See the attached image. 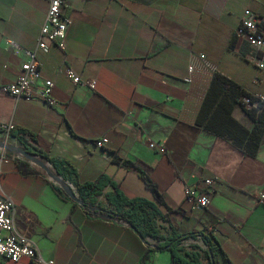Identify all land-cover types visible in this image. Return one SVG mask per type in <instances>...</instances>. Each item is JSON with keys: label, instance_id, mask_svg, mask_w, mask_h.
Here are the masks:
<instances>
[{"label": "crops", "instance_id": "0c3cea01", "mask_svg": "<svg viewBox=\"0 0 264 264\" xmlns=\"http://www.w3.org/2000/svg\"><path fill=\"white\" fill-rule=\"evenodd\" d=\"M48 6V0H0V87L21 74ZM247 9L264 18V0H65L71 19L66 48L50 44L38 53L39 82L54 80L58 105L0 91V151L8 144L48 162L45 154L66 162L72 173L61 177L68 183L105 174L127 197L155 201L135 165L162 196L168 216L157 219L162 233L213 229L222 248L219 264H264V125L256 157L196 125L215 72L248 96L264 91V70L239 33ZM65 64L95 80V89L74 84L62 71ZM233 115L254 128L240 105ZM105 137L108 142L97 147ZM149 138L164 143L166 152L150 148ZM29 164L34 174L20 172L16 161L5 164L2 186L15 203V231L28 234L45 258L56 264H172L170 251L149 250L130 225L87 214L58 194L54 184H61L45 169ZM206 178L214 179L211 186ZM187 187L197 194L214 189L209 205L190 202ZM113 190L108 185L100 201L107 204L105 194ZM203 245L200 235L181 243L184 251ZM0 264L30 263L0 256Z\"/></svg>", "mask_w": 264, "mask_h": 264}, {"label": "trees", "instance_id": "16d2710c", "mask_svg": "<svg viewBox=\"0 0 264 264\" xmlns=\"http://www.w3.org/2000/svg\"><path fill=\"white\" fill-rule=\"evenodd\" d=\"M248 95L230 77L221 72H215L198 113L196 125L212 135L227 140L245 154L256 157L263 135L264 106H260L261 110L259 112L257 109L247 108L243 97ZM237 105H240L250 119L255 122L253 129H248L234 117L233 112ZM13 135L17 134L13 133ZM41 155L50 162L59 175L67 178L68 174L72 173L65 161L50 158L45 154ZM16 164L20 172L25 174L35 173L30 168L28 161L18 160ZM133 167L138 172V176L145 187L155 193V201L143 196L127 197L121 191L119 185L103 174L96 180L84 183L75 181L73 183L80 198L84 201L83 208L86 213L91 215L101 211L103 215L127 221L142 238L146 239L149 250L170 251L172 264H203L202 255L197 250V246H193L192 250L187 251H184L181 246L184 239L188 237L195 238L200 235L206 245L205 254L210 264H213V261L214 264H219V255L222 253V248L220 240L214 234L213 229H209L207 232L181 234L176 228L172 227L168 234L162 233L157 219L160 217L168 221V216L160 208L163 201L158 186L145 172L135 165ZM110 184L113 185L114 190L105 194L108 201L105 204L100 201V196ZM54 188L63 199L74 202L64 188L55 184ZM148 238L155 240L156 243L151 245L147 240Z\"/></svg>", "mask_w": 264, "mask_h": 264}, {"label": "built area", "instance_id": "2783aa9c", "mask_svg": "<svg viewBox=\"0 0 264 264\" xmlns=\"http://www.w3.org/2000/svg\"><path fill=\"white\" fill-rule=\"evenodd\" d=\"M48 2L47 15L41 27L36 48L28 53V59L23 64L19 77L14 82L1 86L0 91L12 95L16 100L40 99L49 106L54 107L58 105V100L54 95L55 83L53 79H43L42 82H39L41 70L38 53L40 51L47 52L50 44H56L62 49L66 48L67 30L71 19L64 12L65 0H48ZM239 33L254 50L252 59L264 70V18L247 9L240 23ZM190 69L192 70L193 67H190ZM62 71L74 84L85 85L92 90L95 89V80L82 77L70 65L65 64ZM243 101L247 108L257 109L259 112L261 110L260 106H264V91L258 92L254 96L243 97ZM6 128L10 131L12 126ZM107 142L108 138L105 137L98 140L96 145L101 148ZM148 144L154 150L162 153L166 152V147L162 142L149 138ZM18 160L30 162L20 153L10 152L5 148L0 151V256L8 262L28 260L30 264H56L54 259L45 258L42 255L37 244L28 234L15 231V203L3 190L2 175L5 164ZM213 182V178H206L203 183L211 186ZM213 191L214 189L205 190L197 194L191 187H187L185 194L190 202L206 207L210 203ZM120 222L129 225L123 219ZM202 263H204L203 260Z\"/></svg>", "mask_w": 264, "mask_h": 264}, {"label": "water", "instance_id": "95a60500", "mask_svg": "<svg viewBox=\"0 0 264 264\" xmlns=\"http://www.w3.org/2000/svg\"><path fill=\"white\" fill-rule=\"evenodd\" d=\"M1 146L10 152L20 153V154L24 155L27 159H29L31 162L40 165L43 169H45L47 171V173L52 177V179L54 181H56V183L61 184L60 187L64 188V190L70 195V197L72 198L73 201H75L78 204L83 206L84 201L80 198V196H79L78 192L76 191V189L74 188V186L71 183L66 182V180H64V178L61 177V175L54 172L51 165L49 164V162H46L41 157L34 156V155L30 154L29 152H27V150L25 148L14 147V146H11L8 144H1ZM95 215L103 217V218L119 221V222L121 221V219L117 220L115 218H111L109 216L103 215L101 211H97ZM130 227H132V226L130 225ZM213 264H214V261H213Z\"/></svg>", "mask_w": 264, "mask_h": 264}, {"label": "rangeland", "instance_id": "374dc122", "mask_svg": "<svg viewBox=\"0 0 264 264\" xmlns=\"http://www.w3.org/2000/svg\"><path fill=\"white\" fill-rule=\"evenodd\" d=\"M237 107V106H236ZM235 107V108H236ZM243 109V108H242ZM54 170V168H52ZM77 191V190H76ZM198 250L201 252L202 254V260H203V264H210L209 259L206 257L205 254V245H203V248L201 246H198Z\"/></svg>", "mask_w": 264, "mask_h": 264}]
</instances>
